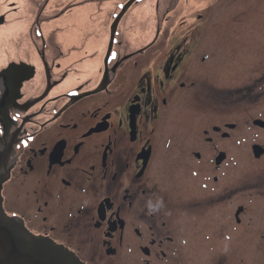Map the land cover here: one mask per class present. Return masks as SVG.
<instances>
[{"label":"flooded vegetation","instance_id":"obj_1","mask_svg":"<svg viewBox=\"0 0 264 264\" xmlns=\"http://www.w3.org/2000/svg\"><path fill=\"white\" fill-rule=\"evenodd\" d=\"M245 1L0 0L5 213L82 264H264Z\"/></svg>","mask_w":264,"mask_h":264},{"label":"water","instance_id":"obj_2","mask_svg":"<svg viewBox=\"0 0 264 264\" xmlns=\"http://www.w3.org/2000/svg\"><path fill=\"white\" fill-rule=\"evenodd\" d=\"M8 175L0 162V264H81L67 249L32 235L20 220L5 214L1 189Z\"/></svg>","mask_w":264,"mask_h":264},{"label":"rangeland","instance_id":"obj_3","mask_svg":"<svg viewBox=\"0 0 264 264\" xmlns=\"http://www.w3.org/2000/svg\"><path fill=\"white\" fill-rule=\"evenodd\" d=\"M245 6L251 20L260 26L264 25V0H246Z\"/></svg>","mask_w":264,"mask_h":264},{"label":"clouds","instance_id":"obj_4","mask_svg":"<svg viewBox=\"0 0 264 264\" xmlns=\"http://www.w3.org/2000/svg\"><path fill=\"white\" fill-rule=\"evenodd\" d=\"M162 207H163V200H162V198H157L155 200V202H153V200L151 198H149L146 201V208H147V210H148V212L150 214L156 213V212L160 211Z\"/></svg>","mask_w":264,"mask_h":264}]
</instances>
